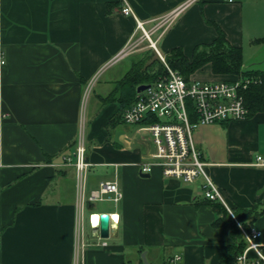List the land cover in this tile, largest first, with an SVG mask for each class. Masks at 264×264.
Instances as JSON below:
<instances>
[{"label": "crops", "instance_id": "crops-1", "mask_svg": "<svg viewBox=\"0 0 264 264\" xmlns=\"http://www.w3.org/2000/svg\"><path fill=\"white\" fill-rule=\"evenodd\" d=\"M127 1L134 16L122 14V0H0L6 53L0 67V110L6 113L0 117V264H159L175 254L179 264H224L231 220L204 198V178L165 177L160 167L142 173L139 164L155 153L151 134L121 116L110 124L120 104L102 99L151 50L150 40L162 61L176 47L190 58L197 45L216 38L211 22L242 47L246 60V45L264 43L255 42L264 38V0ZM263 61L245 67L262 71ZM229 78L213 74L210 64L191 76ZM80 137L91 164L88 187L117 180L123 192L117 205L79 201L75 169L65 157L74 156ZM192 137L227 206L260 205L264 166L256 158L264 155V112L199 125ZM90 213L119 214L104 247L91 237ZM251 225L264 246V212Z\"/></svg>", "mask_w": 264, "mask_h": 264}, {"label": "built area", "instance_id": "built-area-1", "mask_svg": "<svg viewBox=\"0 0 264 264\" xmlns=\"http://www.w3.org/2000/svg\"><path fill=\"white\" fill-rule=\"evenodd\" d=\"M121 11L125 16H134L133 9L127 0H122ZM179 12L178 9L171 13L173 18ZM163 20L166 21V19ZM138 25L141 26L140 23ZM145 34L150 40L149 35ZM150 46L156 50V44L152 40H150ZM5 64L6 53L0 43V67ZM166 67L167 73L149 84L148 89L138 93L137 99L123 112L124 123L136 125L141 127L140 130L148 131L155 146L152 160L140 163V171L150 173L153 167H160L165 177H174L186 182H193L196 178L203 177L204 198L210 202L223 204L237 221L220 190L206 174V164L201 160V154L196 149L192 135L199 125L228 123L248 118L249 111L245 105L243 91L251 84L259 82L260 79L240 76L217 81L194 79L187 81L178 71L171 69L168 65ZM5 116L6 113L0 110V117ZM256 161V165L264 166V155H258ZM65 163L75 169L77 197L81 204L87 199L89 203L112 201L117 205L122 200L123 192L117 180L100 181L97 189L91 191L86 197L91 164L87 160V149L82 137L78 140L74 156H66ZM78 213L76 230L82 240L84 219L82 212L78 211ZM100 215L90 213L87 219L91 223L94 217H100ZM108 216L112 221L111 225L118 226L119 214H108ZM237 225L247 246L231 264H264V246L259 242L260 232L251 224L244 226L237 222ZM93 239L98 246L107 245L105 239ZM180 260L181 255L175 254L166 262L159 264H179Z\"/></svg>", "mask_w": 264, "mask_h": 264}, {"label": "trees", "instance_id": "trees-1", "mask_svg": "<svg viewBox=\"0 0 264 264\" xmlns=\"http://www.w3.org/2000/svg\"><path fill=\"white\" fill-rule=\"evenodd\" d=\"M211 24L216 28V38L210 43L197 45L190 58L185 55L181 47L173 48L166 53L164 55L165 62L152 49L144 55L142 54L124 77L115 83L111 93L102 99L103 104L113 101L120 104V112L111 119L110 124L119 116L122 117L125 109L137 99V88L139 86L152 84L167 73L166 65L178 71L187 81L191 79V76L196 71L208 64H210L213 74L229 75L231 78L241 76L260 79L259 82L251 84L245 89L243 95L245 105L249 111V117L258 112H264V70L246 69L242 47L232 45L220 26L212 22ZM255 42H264V38L256 39ZM148 53L157 55L154 65H148V61H150L147 58ZM212 203L219 213H223L224 216L228 215L231 220V237L233 241L229 247L227 257L222 261L224 264H231L247 246L237 222L245 224L244 226L250 225L264 212V200L260 205L234 209L233 213L237 221L230 215L223 204L220 202Z\"/></svg>", "mask_w": 264, "mask_h": 264}, {"label": "rangeland", "instance_id": "rangeland-1", "mask_svg": "<svg viewBox=\"0 0 264 264\" xmlns=\"http://www.w3.org/2000/svg\"><path fill=\"white\" fill-rule=\"evenodd\" d=\"M244 48H245L244 52H245V57H246V60H244L245 63H252V62L257 61V60L263 61V59H264V43L261 45H257V44L246 45ZM150 49L154 50V48H151V47H150ZM156 57H157V55L155 53L151 54V55H150V53H148L147 58L150 60V61H148V65L149 64L154 65L156 63ZM164 62H165V59H164ZM262 65H263V69H264V61H263ZM165 69H166V66H165ZM112 75H114V73L108 72L106 77H110ZM89 94H90V92H89ZM89 173H90V169H89ZM88 186H89V182L87 183L86 193H85V195L87 197L91 193V189ZM97 204H98V206L110 205L109 202H97ZM242 225H245V224H242Z\"/></svg>", "mask_w": 264, "mask_h": 264}, {"label": "water", "instance_id": "water-1", "mask_svg": "<svg viewBox=\"0 0 264 264\" xmlns=\"http://www.w3.org/2000/svg\"><path fill=\"white\" fill-rule=\"evenodd\" d=\"M149 88V85H141L137 88V92L140 93ZM144 177H148V174H143ZM111 220L108 214H101L100 217H94L91 220L90 227H91V237L92 238H102L106 239L109 238L110 235L113 233V229L111 228ZM142 258L144 259L145 263V253L142 254Z\"/></svg>", "mask_w": 264, "mask_h": 264}]
</instances>
